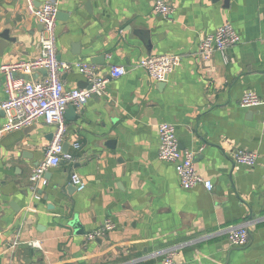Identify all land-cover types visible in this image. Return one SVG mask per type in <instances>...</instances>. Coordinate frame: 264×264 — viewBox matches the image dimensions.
I'll use <instances>...</instances> for the list:
<instances>
[{
    "label": "crops",
    "instance_id": "1",
    "mask_svg": "<svg viewBox=\"0 0 264 264\" xmlns=\"http://www.w3.org/2000/svg\"><path fill=\"white\" fill-rule=\"evenodd\" d=\"M45 1L32 0L35 7ZM53 1L63 14L58 60L90 63L107 84L73 121L65 118L73 160L49 169L46 186L34 191L30 177L52 127L37 120L0 138V264H161L175 246L185 264H264V0H165L172 9L166 18L153 11L155 0ZM27 3L0 0V35L10 39H0V67L39 55L41 26ZM226 24L239 43L225 57L202 60L201 39ZM159 54L180 57L163 82L135 67ZM112 66L127 72L111 78ZM22 76L37 80L44 72ZM62 81L68 90L90 85L75 66ZM246 91L261 104L241 107ZM163 122L175 126L178 148L193 152L194 169L212 191L182 189L173 166L158 160ZM235 151L256 154L255 165L235 164ZM72 173L83 191L70 183ZM106 220L114 228L86 241ZM241 224L249 232L242 248L209 236ZM32 241L38 246L29 247Z\"/></svg>",
    "mask_w": 264,
    "mask_h": 264
},
{
    "label": "built area",
    "instance_id": "2",
    "mask_svg": "<svg viewBox=\"0 0 264 264\" xmlns=\"http://www.w3.org/2000/svg\"><path fill=\"white\" fill-rule=\"evenodd\" d=\"M152 9L162 17H169L172 13L171 7L165 0H155ZM27 11L36 19L41 26L39 35V55L33 61L27 63H16L0 67L3 76V91L5 99L0 103V110L4 113L5 123L0 128V138L11 131L27 127L37 120L52 127V139L44 151L43 160L35 167L30 181L35 184L33 190L38 186H46L48 183L44 178L45 173L57 167L60 162H71L73 155L63 151L67 123L65 111L72 106L75 111H80L91 97H101L104 94L107 79L100 77L95 72L94 65L86 62L67 63L57 58V32L56 14L58 3L47 0L39 7H35L32 0H28ZM240 37L230 24L217 28L213 33L203 37L198 46V54L202 60L211 59L214 53L225 55L226 50L239 43ZM225 57V56H224ZM180 62L179 56L159 54L141 59L135 67L142 69L149 79L163 82L167 75ZM75 66L84 79L90 83L89 89H65L62 75ZM44 70V76L37 80L26 79L23 74L38 73ZM127 69L124 66H112L109 69L111 78L125 75ZM14 73L18 74L16 77ZM239 104L241 107L252 108L261 104L260 97L252 92L246 91ZM158 151L157 158L162 162L173 166L177 175L179 185L182 189H192L201 186L207 192L212 191L213 183L200 176L194 169V154L191 151H181L175 135V126L170 123L158 125ZM73 149L78 150L80 145L72 144ZM257 155L247 151H235L233 162L238 165L253 166ZM70 183L77 191H83L85 184L76 173L70 175ZM35 200L40 195L34 194ZM114 228V224L106 220L101 227L90 231L85 235L86 241H92L104 236ZM225 235L231 247L242 248L248 244L249 232L245 224L230 225L219 232L211 233L209 236ZM29 247H37V242H28ZM175 246L167 249L162 255L161 264H185L178 262L175 257L177 249Z\"/></svg>",
    "mask_w": 264,
    "mask_h": 264
},
{
    "label": "water",
    "instance_id": "3",
    "mask_svg": "<svg viewBox=\"0 0 264 264\" xmlns=\"http://www.w3.org/2000/svg\"><path fill=\"white\" fill-rule=\"evenodd\" d=\"M61 17H63V14L58 12L56 14V19L59 20ZM0 39L2 40L1 42H4V41L9 42L10 41V39H8L6 37V33H2L0 35ZM0 46H2V43H0ZM43 72H44V70H43ZM87 87L89 89L90 88V85H87ZM75 117H76L75 109L72 106H69L67 108V110L65 111V118L68 119V120L73 121L75 119ZM66 149H67V143H64V145H63V151L66 152Z\"/></svg>",
    "mask_w": 264,
    "mask_h": 264
}]
</instances>
